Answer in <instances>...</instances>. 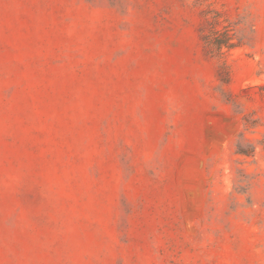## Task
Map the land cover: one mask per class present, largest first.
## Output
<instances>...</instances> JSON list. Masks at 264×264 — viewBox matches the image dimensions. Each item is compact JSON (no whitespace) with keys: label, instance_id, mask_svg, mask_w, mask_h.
<instances>
[{"label":"rangeland","instance_id":"374dc122","mask_svg":"<svg viewBox=\"0 0 264 264\" xmlns=\"http://www.w3.org/2000/svg\"><path fill=\"white\" fill-rule=\"evenodd\" d=\"M0 264H264V0H0Z\"/></svg>","mask_w":264,"mask_h":264},{"label":"trees","instance_id":"16d2710c","mask_svg":"<svg viewBox=\"0 0 264 264\" xmlns=\"http://www.w3.org/2000/svg\"><path fill=\"white\" fill-rule=\"evenodd\" d=\"M217 23V20H214ZM206 45L212 50L220 53L223 49H232L240 46L242 36H239L235 28L230 24H224L220 28L212 26L207 34L204 35Z\"/></svg>","mask_w":264,"mask_h":264}]
</instances>
